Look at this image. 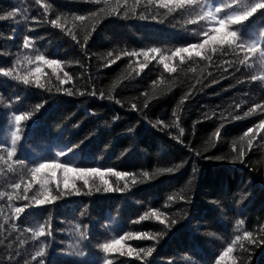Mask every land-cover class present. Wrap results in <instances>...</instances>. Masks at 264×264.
<instances>
[{"label":"trees","instance_id":"trees-1","mask_svg":"<svg viewBox=\"0 0 264 264\" xmlns=\"http://www.w3.org/2000/svg\"><path fill=\"white\" fill-rule=\"evenodd\" d=\"M165 2L167 7L159 0H0V15L21 9L0 21L5 160L3 149L13 148L17 127L20 136L12 159L0 161V264H264V129L256 128L264 122V9L229 26L237 32L232 43L210 42L203 56L179 54L166 61L175 68L168 72L163 55L203 43L205 33L219 27L210 16L199 19L201 13L211 8L220 18L258 0H197L182 7ZM78 15L85 20H75ZM57 18L60 28L51 24ZM25 36L35 38L29 49L22 47ZM153 47L160 53L145 59L143 52ZM131 52L137 55H125ZM36 55L60 61L61 68L54 74ZM37 66L44 88L34 83ZM65 73L71 80L61 84L57 77L66 79ZM16 115L27 118L16 125ZM249 130L251 145L248 136L240 139ZM55 162L129 175H106L113 191L105 192L99 177H89L85 187L68 173L66 189L61 171L52 176L44 169L38 179H46V189L59 198L38 206L33 197L43 199L44 189L32 182L30 169ZM15 207L25 210L16 214ZM39 226L46 235L34 240ZM121 236L125 252L144 249L139 258L136 252H103L104 243ZM237 236L232 254L220 262ZM41 246L45 256L32 261Z\"/></svg>","mask_w":264,"mask_h":264},{"label":"snow or ice","instance_id":"snow-or-ice-1","mask_svg":"<svg viewBox=\"0 0 264 264\" xmlns=\"http://www.w3.org/2000/svg\"><path fill=\"white\" fill-rule=\"evenodd\" d=\"M160 2V6L161 7H167V3L165 2V0H159ZM169 2H171V0H169ZM176 5L178 7H182L184 5H194L196 4L197 0H175ZM215 2L217 4H222V0H215ZM36 4H40L41 0H35ZM240 0H231V4H239ZM230 5H224V7H231ZM241 7H243V11H239V12H234L233 14H225L224 16L220 17V18H216L213 15V11L210 8L208 12L206 13H201L199 15V19H204L205 16H210L212 17V19L215 20V23L219 26V27H212L211 28V35H209L207 32L205 33L206 36H208V39L205 40L203 43H192L191 45L187 46V47H178L175 49L174 52L171 53V56L169 55H163L160 63L164 65V69L165 71L168 72H173L175 71V68L169 67V64L166 63V61L174 58L175 56L182 54V53H189V56H191L192 53H195L196 56H203L204 52H205V48L206 45L210 42L212 43H218L220 45H224V44H230L232 43V41L236 38L237 36V32L236 31H228L227 29L229 28L230 25H237V24H241L244 21H247L249 19V17H251L254 13H256L258 10L260 9H264V0H258V2H254L251 4H242ZM21 9L19 8H15L12 11H9L7 13V15H0V21L5 20L6 18H14L17 16V13L20 12ZM26 11V10H25ZM214 11L216 13H219L221 11V7L220 6H216ZM25 19H27V17H25ZM75 20H79V21H84L85 17L82 15H78L74 18ZM194 22V21H193ZM51 24L53 27L56 28H60L61 25L59 23V18L57 19H53L51 21ZM221 29L225 30L224 34L222 37L219 38V40L217 39V36L219 34V32L221 31ZM69 31H71L69 29ZM9 39H15V36H9ZM35 38L32 37H23L22 40V47L24 49H29L31 47V43ZM72 39L73 40H77L76 35H72ZM87 39V38H85ZM239 47H244L243 44H240ZM249 50L252 52L256 51V46L254 45H250L249 46ZM160 49L159 48H151L148 51H144L143 52V56L145 57V59L148 58L149 53H160ZM213 51H215V48H213ZM109 55H112L111 53H109ZM125 55H132L135 56L137 55L136 52H131V53H125ZM24 61L27 62H31V57L28 55H25L23 57ZM35 60L40 62V64L43 65H47L49 67H53L54 69V74H55V69H60L61 68V62L55 59H46L45 56L43 55H36L35 56ZM20 61L17 60V64H19ZM143 67V65H142ZM42 73V69L40 66H37L35 68V71L32 73L33 76H35V86L38 88H44V84L41 83V79H40V75ZM9 72H5L4 75H9ZM65 77L66 79H61L60 77H57V79L60 81L61 84H64L68 81L71 80V76L68 75V73H65ZM17 79H20V77H17ZM22 83L24 85H29L30 84V80L27 76H24L22 78ZM68 94L72 95V91L68 90ZM175 115V113H174ZM27 117L25 115H16L15 116V123L16 125H19L20 122L24 119H26ZM236 119H239L240 117H235ZM256 128L258 129H264V122L259 123L258 125H256ZM183 130H181L182 132ZM252 130H249L247 132H245L243 134V136L240 138L241 140H243V138L245 136L249 137V144L251 145V137H250V132ZM17 132H19V128L17 127V129L15 131L12 132L11 134V144L13 145V148H8V147H4V151L7 152V160H11L13 155H14V146L16 145V142L20 139V136L17 135ZM64 153H57V155H63ZM239 155L241 157H243L244 153L243 151H241L239 153ZM7 160H5L4 156L0 155V161H3L4 163H7ZM44 169H50L52 176H55L56 171L59 170L64 174V187L67 189L69 187L68 184V173H74L76 178L82 179L84 186L88 187L89 185V177H99L101 180V183L103 185H105L104 187V191L105 192H111L113 191L112 186L109 184L108 180L104 179V177L106 175H111V176H115L118 179H123L125 178L127 175H129L128 173L125 172H121V171H113L111 169H109L107 172L102 171L100 168H77V167H72L69 166L67 163L64 162H55V163H39L38 166L35 167H31L30 172H31V177H32V182H39L41 184L42 189H44L43 191V199H39L37 197H33V199H35V202L38 206H42L45 204H51L53 203L55 200H57L59 197L55 196L52 194L51 191L46 189V184L48 183V181L46 179H38L40 177V173L44 170ZM167 171H172V169H166ZM161 171H164V169H161ZM148 173L145 172L144 176H147ZM135 179H133V183H135ZM32 184L29 183L28 186L25 188V193H27L30 189H31ZM15 188H20V184L17 183L14 185ZM72 188L75 189L74 191V195H79L80 194V190L76 189L75 183L73 182L72 184ZM117 191H122V189L117 188ZM97 191H99V189H97ZM4 195L3 193H0V196ZM61 195H63V193H61ZM12 195L9 194L8 195V199L12 200ZM25 199H28L27 196L24 197ZM24 208L23 207H15L14 208V212L16 214H21L24 212ZM153 216H156L159 219V213L158 212H153L152 213ZM147 215H145L144 217H141L140 219H146ZM161 224H164V220H160ZM49 236L51 235V232L49 231L47 233ZM46 235V231H45V227L44 226H39L37 230L32 231V238L35 240L37 237H44ZM245 237H252L253 233L250 231H246L244 233ZM126 237L121 236L119 239H113L110 242H106L103 244L102 248H103V252L105 254H111L114 252H119V254L121 256L123 255H128V256H132L134 252H136L137 257L139 258V253L143 252L144 249L141 248L139 249V252H137V250L135 248L129 247L127 248L126 252L123 250L122 247V241L125 239ZM127 238H131V235H129V237ZM137 238H140L139 236ZM241 237L237 236L235 240H233L227 247V249L223 252V254L219 257V261L223 262L228 256H230L233 252V245L236 243V240H240ZM251 242V241H250ZM23 243V242H21ZM118 245H120L121 247H117ZM9 247H11V245H9ZM152 254V249L149 248L148 249V255L150 256ZM45 256V249L43 246L39 247V249L37 251H35L34 255L31 256V260L32 261H36L38 257H44ZM38 264H44V261H39ZM104 264H113V261L111 259H105Z\"/></svg>","mask_w":264,"mask_h":264},{"label":"bare ground","instance_id":"bare-ground-1","mask_svg":"<svg viewBox=\"0 0 264 264\" xmlns=\"http://www.w3.org/2000/svg\"><path fill=\"white\" fill-rule=\"evenodd\" d=\"M56 128V127H55Z\"/></svg>","mask_w":264,"mask_h":264}]
</instances>
